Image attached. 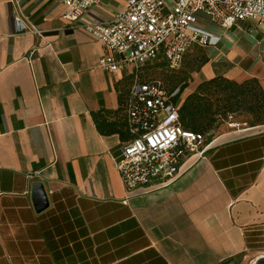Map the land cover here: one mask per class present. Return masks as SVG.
Instances as JSON below:
<instances>
[{"label": "crops", "instance_id": "obj_1", "mask_svg": "<svg viewBox=\"0 0 264 264\" xmlns=\"http://www.w3.org/2000/svg\"><path fill=\"white\" fill-rule=\"evenodd\" d=\"M126 3L101 0L71 20L55 0H0V264L257 263L264 125L206 140L204 154L188 156L168 185L127 193L117 157L131 138L132 68L103 69L107 49L86 28ZM200 18L220 38L208 47L226 50L222 74L264 88V26Z\"/></svg>", "mask_w": 264, "mask_h": 264}, {"label": "built area", "instance_id": "obj_2", "mask_svg": "<svg viewBox=\"0 0 264 264\" xmlns=\"http://www.w3.org/2000/svg\"><path fill=\"white\" fill-rule=\"evenodd\" d=\"M55 1L65 5L67 18L78 20L101 0ZM201 15L220 26L244 20L264 26V0H127L112 20L86 24L107 49L99 61L103 69L132 68L126 103L131 138L117 157L129 194L139 188L150 191L168 185L181 174L188 156L205 152V135L185 128L181 121L176 93L161 79L145 75V67L158 60L178 69L195 44H218L220 38L201 23ZM16 18L27 30L42 33L26 15Z\"/></svg>", "mask_w": 264, "mask_h": 264}, {"label": "rangeland", "instance_id": "obj_3", "mask_svg": "<svg viewBox=\"0 0 264 264\" xmlns=\"http://www.w3.org/2000/svg\"><path fill=\"white\" fill-rule=\"evenodd\" d=\"M226 50L208 46L193 45L187 52L182 65L178 69H170L166 63L156 62L145 67V75L149 78L161 79L171 93H176L175 100L184 103L187 96L197 90L205 80L207 70H215L216 76H223V70L228 69L225 59ZM261 84V83H260ZM206 97L205 107L211 112L210 116L200 118L208 128L201 130L207 141L218 138L231 128H249L264 125V117L257 116L256 112L247 110L243 105H234V110L227 106L225 91H218L214 85ZM237 102V99H234ZM256 99L253 100V106ZM210 124V125H209Z\"/></svg>", "mask_w": 264, "mask_h": 264}, {"label": "trees", "instance_id": "obj_4", "mask_svg": "<svg viewBox=\"0 0 264 264\" xmlns=\"http://www.w3.org/2000/svg\"><path fill=\"white\" fill-rule=\"evenodd\" d=\"M161 61L166 63L163 60L156 62ZM214 85L218 91L227 92L226 104L231 110H234V105L239 103L247 110L256 112L257 116L264 117V88L257 78H250L243 82H238L226 76H216L202 82L196 91L191 92L187 96L184 103L178 101L181 121L185 128L202 132L201 130L209 127L208 125L205 127V124L200 121V118L211 115V112L205 107L204 100H206V97L204 94L209 92ZM235 98L237 99L236 103L234 102ZM255 99L256 103L253 106V100Z\"/></svg>", "mask_w": 264, "mask_h": 264}, {"label": "water", "instance_id": "obj_5", "mask_svg": "<svg viewBox=\"0 0 264 264\" xmlns=\"http://www.w3.org/2000/svg\"><path fill=\"white\" fill-rule=\"evenodd\" d=\"M35 198L39 206L43 207L47 205L48 202L47 195L43 187V184L41 183H37L35 185ZM258 264H264V258H261Z\"/></svg>", "mask_w": 264, "mask_h": 264}, {"label": "bare ground", "instance_id": "obj_6", "mask_svg": "<svg viewBox=\"0 0 264 264\" xmlns=\"http://www.w3.org/2000/svg\"><path fill=\"white\" fill-rule=\"evenodd\" d=\"M261 258H264V255L260 256V257L257 259V263H254V264H258Z\"/></svg>", "mask_w": 264, "mask_h": 264}]
</instances>
